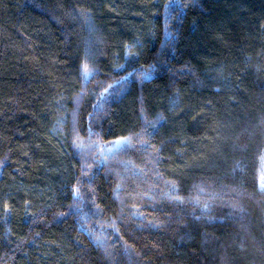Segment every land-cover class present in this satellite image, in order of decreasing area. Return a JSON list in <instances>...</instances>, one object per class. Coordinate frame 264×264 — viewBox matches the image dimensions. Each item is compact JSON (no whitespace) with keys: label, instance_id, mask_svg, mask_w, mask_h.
I'll return each instance as SVG.
<instances>
[{"label":"trees","instance_id":"trees-1","mask_svg":"<svg viewBox=\"0 0 264 264\" xmlns=\"http://www.w3.org/2000/svg\"><path fill=\"white\" fill-rule=\"evenodd\" d=\"M263 156L264 0H0V264H264Z\"/></svg>","mask_w":264,"mask_h":264},{"label":"rangeland","instance_id":"rangeland-1","mask_svg":"<svg viewBox=\"0 0 264 264\" xmlns=\"http://www.w3.org/2000/svg\"><path fill=\"white\" fill-rule=\"evenodd\" d=\"M124 141L115 142V144H122ZM259 184L264 187V156L261 158V163L259 167Z\"/></svg>","mask_w":264,"mask_h":264}]
</instances>
